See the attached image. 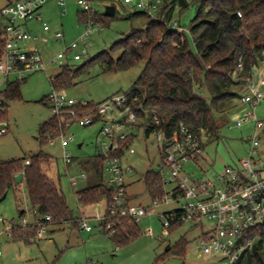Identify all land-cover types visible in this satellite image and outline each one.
<instances>
[{"label":"rangeland","instance_id":"rangeland-1","mask_svg":"<svg viewBox=\"0 0 264 264\" xmlns=\"http://www.w3.org/2000/svg\"><path fill=\"white\" fill-rule=\"evenodd\" d=\"M6 0H0V7ZM92 6L103 14L106 6L115 5L116 14L105 19V23L98 22L92 28L88 39L87 50L77 49L82 54L80 60H74L71 56L63 63L52 64L47 67V72L27 74L26 81L21 84V98L10 102L7 110L0 117V129L7 125L8 132L0 136V162L14 158L31 157L41 151L47 152L57 158L61 173V186L66 200L72 209L76 220L80 217V206L76 192L80 189L96 185L99 182L106 184L107 174L103 173L99 178L92 166L94 156L101 152L98 143L102 123L95 121L89 126H80L74 122L66 131L65 137L73 136L74 140L66 148L72 157V162L66 164L63 160L64 150L61 138L53 139L41 144L39 137L40 124L48 120L52 115L49 104L41 100L51 94L53 88L50 79L59 74L65 65L77 68L86 63L90 58L103 50H108L115 42L125 38L133 29H142L148 19L152 17L136 14L137 10L128 7L122 0H92ZM65 13L62 14V9ZM197 4L192 1L185 10L177 9L173 18L180 21L189 36V43L194 49L193 41L189 34L192 18L195 16ZM43 20L51 26L48 32L50 41L43 43L38 40V46L44 52L45 61L62 49V42L53 38V32L61 30L65 34L66 42H71L81 35L85 25L81 23L83 9L77 4V0H66V5L59 6L56 0L48 1L40 10ZM165 24V23H164ZM38 35H44L42 24L34 23ZM169 27V25L166 24ZM144 39V36H141ZM116 58L118 52L113 53ZM144 63L125 71H104L99 63L88 65L79 75L76 83L66 89L64 93L68 98H73L78 103L89 102L99 104L113 96L128 92L134 81L140 75ZM264 70V62L254 67L251 72L253 80H258V74ZM10 77V81L15 80ZM6 88V83L0 74V91ZM245 92V87L242 86ZM264 92V84L262 85ZM237 111L230 115L229 123L221 130L218 140L207 141L206 158L208 162L199 163L205 170L220 171L228 165L237 163L241 158L248 156L250 152L247 141L255 131L254 122L242 127L235 124L233 119L243 116L248 111H254L259 120H264V101L251 107L237 101ZM143 120L137 125L144 124ZM137 127V126H136ZM126 132H133L135 140L131 144L134 152L126 151L120 162L124 167H131L133 173L126 175L128 192L133 204L148 205L152 200L146 190L144 181L148 170H158L160 154L157 145V137L154 132L147 135L144 128H125ZM204 137H210V133L203 129ZM264 142V141H263ZM257 158V156H256ZM258 159L264 162V143L261 147ZM85 161H88L87 163ZM197 175L202 171L194 164L187 168ZM85 171L87 177L82 179L80 174ZM69 176H76L78 183L73 186ZM106 194L103 193L99 200L92 204V218L89 223L94 227L92 232L81 230L78 221L51 223L42 230L31 243L11 239L8 228L14 223H22L20 210L26 211L25 218L28 224L35 223L36 215L28 199L27 189L24 183L18 190H11L7 197L0 202V264H231L221 254H202L199 235L201 228H194L186 222L182 227L173 232L165 230L159 212L176 207L174 203L160 204L153 213L141 218L138 223L139 236L127 244H117L111 237L98 228L95 217L97 208L104 209ZM96 208V209H95ZM88 217L86 215H83ZM39 217V216H38ZM152 230V235L148 230ZM186 237L188 243L184 255L171 253L166 255L167 247H175L176 243Z\"/></svg>","mask_w":264,"mask_h":264},{"label":"trees","instance_id":"trees-1","mask_svg":"<svg viewBox=\"0 0 264 264\" xmlns=\"http://www.w3.org/2000/svg\"><path fill=\"white\" fill-rule=\"evenodd\" d=\"M191 1L197 4L189 27L194 49L185 30L171 29L163 22L148 19L144 28L133 29L125 38L96 54L85 64L77 68L65 65L51 81L52 88L64 90L74 85L80 73L91 64L99 63L104 71L110 72L125 71L143 62L140 75L126 92L134 111L146 120L145 124H134L135 128L147 126L144 128L147 135L154 127L158 128L154 114L144 112L140 108L143 105L145 109L157 111L168 132L182 123L199 134L206 129L210 133L209 142L218 140L222 128L229 123L230 115L237 109L236 102L244 93V78L250 77L252 69L264 62V0ZM190 2L179 0L182 10L187 9ZM171 11L172 8L167 16L171 15ZM136 14L146 16L140 11ZM92 18L97 24L105 23L109 17L97 12ZM87 19L88 15L82 13L81 22ZM3 49L0 40V59ZM115 52H118L116 58L113 56ZM24 81L26 78L6 84L2 91L3 113L10 102L22 99L21 84ZM41 101L49 104L48 96ZM91 106L95 105L89 103L81 110ZM64 131L66 129L59 119L52 115L40 124L38 139L45 144L49 139L58 138ZM262 134L264 138V128ZM134 140L135 134L132 133L120 141V147L113 154L121 158ZM27 159L30 160L29 164L25 163ZM92 166L101 178L105 158L94 156ZM21 172L24 173L22 183L26 186L33 211L41 216L50 214L52 220L42 225L13 223L10 230L12 240L31 243L48 224L68 221L76 224L61 186L56 157L41 151L31 157L0 162V197L11 190H18L21 183L15 181V176ZM144 181L150 198L162 194L161 177L157 170H148ZM103 193H110L103 182L80 189L77 191L78 203L82 207L92 205ZM25 214L26 211L20 210L21 220ZM184 224L182 220L172 222L168 231L173 232ZM116 225L119 232L111 238L117 244H127L139 236L138 224L130 225L127 220H121ZM251 235L255 237L253 248L247 250L235 264H264V226L254 229ZM187 243L188 240L183 237L174 248L169 247L166 255H184Z\"/></svg>","mask_w":264,"mask_h":264},{"label":"built area","instance_id":"built-area-1","mask_svg":"<svg viewBox=\"0 0 264 264\" xmlns=\"http://www.w3.org/2000/svg\"><path fill=\"white\" fill-rule=\"evenodd\" d=\"M50 0H15L0 8V40L3 42V56L0 59V74L4 83L10 81L11 76L16 80L26 78L27 74L47 72L50 63H63L71 56L74 60H80L82 54L77 49L82 47L86 52L88 39L93 26L96 25L92 16L98 11L92 6V0H77V4L88 15V19L81 22L85 25L79 38L66 42L65 34L61 30L53 32V38L62 42V49L45 61L44 52L38 46V40L48 43V32L51 26L43 20L41 8ZM59 6H65L66 0H56ZM132 9L163 22L171 29L185 30L180 21L174 19L177 9H182L179 0H122ZM190 2L191 0H185ZM172 8L171 15H168ZM65 9H62V14ZM241 17V11L238 12ZM39 21L42 24L44 35L28 31L26 22ZM241 66V65H240ZM53 79H50L52 81ZM245 92L240 98V103L255 107L264 101V70L258 74V80L252 77L244 78ZM128 93L113 96L86 110L89 102L78 103L73 98H68L64 90L53 88L48 96L49 105L54 116L67 129L74 123L80 126H89L95 121L102 123L100 137H98L101 152L97 155L105 158L104 172L107 174L106 186L109 189V199L105 214L98 218V228L109 237L118 234L116 225L121 220H127L128 224H138L144 216L153 213L160 204L174 203L176 207L159 212L165 230L172 222L182 220L193 226L201 228L199 235L202 254H221L231 264L241 259L247 250H251L255 244V237L251 235L257 227L264 226V162L260 156L264 143L262 129L264 121L259 120L254 111H248L243 116L233 119L235 124L242 127L254 122V134L248 138L250 152L247 157L241 158L237 163L228 165L220 171L205 170L199 165L201 161H207L206 143L208 138L202 133L190 129L184 124L168 132L162 123L156 110L140 107L144 112L154 114L155 126L152 132L156 134L157 145L160 154L158 173L161 177L162 194L151 198L148 205L133 204L128 198V184L126 175L133 173L129 166L124 167L120 162L123 157L113 154L120 147V141L127 138L133 132H126L125 128H134V124H145V118L139 117L128 101ZM4 96L0 91V115L4 111ZM147 127V126H146ZM143 126L142 128H146ZM64 131L59 138L64 150L63 160L66 164L72 162V157L66 149L73 136L65 137ZM203 131V129L201 130ZM8 132L5 125L0 129V136ZM151 132V133H152ZM150 133V134H151ZM53 142V139H49ZM126 151L134 152L130 146ZM257 156V158H256ZM26 164L30 160L25 161ZM197 165L202 171L197 175L187 168ZM82 179L87 177L85 171L80 174ZM71 185L78 183L76 176H69ZM35 225L50 222L52 216H41L36 211ZM39 216V217H38ZM76 221L81 230L92 232L94 227L89 223V218L81 215ZM22 224L28 221L22 218ZM12 225L8 228L10 233ZM152 235V230H148Z\"/></svg>","mask_w":264,"mask_h":264},{"label":"crops","instance_id":"crops-1","mask_svg":"<svg viewBox=\"0 0 264 264\" xmlns=\"http://www.w3.org/2000/svg\"><path fill=\"white\" fill-rule=\"evenodd\" d=\"M13 1H15V0H6V3L3 5V6H5V5H7V4H9V3H11V2H13ZM2 6V7H3ZM1 8V7H0ZM42 9V8H41ZM41 12V11H40ZM39 23L40 24V22L39 21H37V20H35V21H31V22H26L25 23V28L28 30V31H30V32H33V33H35V34H37L38 33V31H36V28H35V25H34V23ZM37 139H38V137H37ZM24 179V178H23ZM23 179H22V181H21V184H22V182H23ZM104 183V182H103ZM105 184V183H104ZM127 192H128V188H127ZM8 195V194H7ZM76 195H77V192H76ZM128 197H129V200L130 201H132L131 199H132V197H131V195L129 194V192H128ZM108 199H109V195L108 194H106V197H105V207H104V209H102L101 211H100V209L99 208H95L96 210L94 211V212H96V216L97 217H95L96 219H97V221H98V218H100V217H102L104 214H105V212H106V209H107V204H108ZM79 204V203H78ZM79 206H80V216L81 215H86V216H88V218H92L93 216L91 215L92 214V212H93V205H88V206H86V207H82L80 204H79Z\"/></svg>","mask_w":264,"mask_h":264},{"label":"water","instance_id":"water-1","mask_svg":"<svg viewBox=\"0 0 264 264\" xmlns=\"http://www.w3.org/2000/svg\"><path fill=\"white\" fill-rule=\"evenodd\" d=\"M116 14V6L115 5H108L105 8L104 15L108 17H113ZM24 178V173H19L15 176V181L17 183H21L22 179ZM8 192H6L2 197H0V202L3 201L7 197ZM169 247H167V250Z\"/></svg>","mask_w":264,"mask_h":264}]
</instances>
